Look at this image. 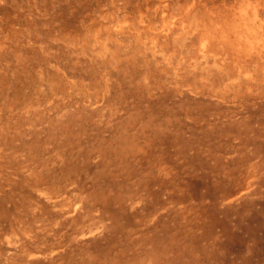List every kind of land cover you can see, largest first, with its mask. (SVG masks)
I'll use <instances>...</instances> for the list:
<instances>
[{
    "label": "rangeland",
    "instance_id": "1",
    "mask_svg": "<svg viewBox=\"0 0 264 264\" xmlns=\"http://www.w3.org/2000/svg\"><path fill=\"white\" fill-rule=\"evenodd\" d=\"M246 2L0 0V264H264V57L195 93L162 30Z\"/></svg>",
    "mask_w": 264,
    "mask_h": 264
},
{
    "label": "bare ground",
    "instance_id": "2",
    "mask_svg": "<svg viewBox=\"0 0 264 264\" xmlns=\"http://www.w3.org/2000/svg\"><path fill=\"white\" fill-rule=\"evenodd\" d=\"M208 1L212 3L213 0ZM250 2H246L243 9L244 15L231 22L219 13H216L213 17H208L207 13L200 16L195 9V4L190 3L184 8V14H188L186 25L182 19H179L180 27L174 25V20L171 22L165 20V23L162 24V30H166L164 36L174 35L173 44L179 42L180 46L184 47L183 52L189 55L186 60H183L182 57L178 61L176 67L180 68V72L177 70L172 71L175 78L179 77L180 80L183 79V76H191L192 82L185 85L187 90L201 94L206 93L218 99L242 98V96H253L256 93V88L253 90L250 88V86H257L256 81L251 80L249 77H243L240 73V65H248L264 57V22L262 24L259 21L260 19H257L259 13L257 12V4H254L255 0L253 5ZM166 3L163 5L161 3L157 4L154 7V12L157 9L159 10V6L165 7ZM161 11L163 12V8ZM196 42L197 44H195ZM153 48H155V44ZM152 51L153 55H158L155 54L156 48ZM260 62L264 65V62ZM230 63L234 68L238 65L234 74H231L233 67L229 66ZM215 78H220V85L213 84ZM196 81L201 82L196 84Z\"/></svg>",
    "mask_w": 264,
    "mask_h": 264
}]
</instances>
